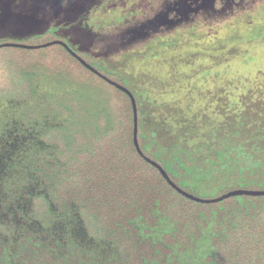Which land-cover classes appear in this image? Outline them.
<instances>
[{"label":"trees","instance_id":"16d2710c","mask_svg":"<svg viewBox=\"0 0 264 264\" xmlns=\"http://www.w3.org/2000/svg\"><path fill=\"white\" fill-rule=\"evenodd\" d=\"M0 50V102L12 100L21 135L5 140L0 124V264H264V194L240 192L264 191V98L252 112L242 92L233 110L222 88L218 123L182 117L173 132L149 118L157 105L130 74L53 28ZM213 57L224 69L226 55ZM114 83L134 97L137 147Z\"/></svg>","mask_w":264,"mask_h":264},{"label":"rangeland","instance_id":"374dc122","mask_svg":"<svg viewBox=\"0 0 264 264\" xmlns=\"http://www.w3.org/2000/svg\"><path fill=\"white\" fill-rule=\"evenodd\" d=\"M49 28L107 72L130 74L126 83L146 108L157 105L149 118L173 132L186 126L182 117L218 123L222 88L233 92V110L242 92L252 112L264 98V0H0V39ZM222 54L228 61L219 69L213 56ZM11 103L0 102V124L16 142Z\"/></svg>","mask_w":264,"mask_h":264},{"label":"water","instance_id":"95a60500","mask_svg":"<svg viewBox=\"0 0 264 264\" xmlns=\"http://www.w3.org/2000/svg\"><path fill=\"white\" fill-rule=\"evenodd\" d=\"M3 45H9V44H3ZM72 54L85 66H87L89 69L97 72L93 67H91L90 65H88L84 60H82L77 54H75L74 52H72ZM98 73V72H97ZM99 75H101L100 73H98ZM103 78H105L107 81H109L110 83H112L111 80L107 79L105 76L101 75ZM117 87H119L121 90H123L125 93H127L130 97L131 100V104H132V111H133V139H134V143L137 147V110H136V104H135V100L134 97L132 96V94L122 85L120 84H116L114 83ZM158 166V165H157ZM159 167V166H158ZM160 171L162 172L163 176L167 178V174L163 169H160ZM168 179V178H167ZM235 191L229 193L232 194ZM240 192H246L248 194H264V191H242L240 190ZM228 195V194H227ZM220 198V197H219Z\"/></svg>","mask_w":264,"mask_h":264}]
</instances>
